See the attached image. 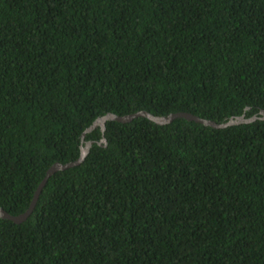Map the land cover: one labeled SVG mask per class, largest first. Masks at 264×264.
<instances>
[{"label":"trees","instance_id":"16d2710c","mask_svg":"<svg viewBox=\"0 0 264 264\" xmlns=\"http://www.w3.org/2000/svg\"><path fill=\"white\" fill-rule=\"evenodd\" d=\"M264 109V0H0V207H28L108 112ZM104 137L106 142H100ZM0 264H264V120H107Z\"/></svg>","mask_w":264,"mask_h":264},{"label":"water","instance_id":"95a60500","mask_svg":"<svg viewBox=\"0 0 264 264\" xmlns=\"http://www.w3.org/2000/svg\"><path fill=\"white\" fill-rule=\"evenodd\" d=\"M138 116L147 117L150 120H152L158 124H166V123L171 122L176 117H182V118H185L187 120H193V121L202 123L204 125H209V126L214 127V128H224V127L239 124V123L253 122V121L258 120V119L264 120V109H260L257 113L252 114L249 117H246L245 113L238 115V116L230 117L225 122H215L213 120H209V119H206V118H203V117H200L198 115L192 114L190 112H185V111L172 112V113H169L167 115H154V114H152L148 111H145V110H140L137 112L124 114V115H118V114L108 112L102 116L97 117L82 132V134L80 136V138H81L80 153H79V156L75 160L68 161L66 163L55 162L46 170L44 177L39 182L36 190L34 191V194H33V197L31 199L30 203L24 212L19 213L17 215H14V214H10L4 208L0 207V218L9 219V220H12L13 222H16V223H20V222L26 220L27 217L33 211L35 204H36V201L38 199V196H39L43 186L45 185V183L49 179V177L58 170H63V169L72 167L74 165H78L84 160L85 156L87 155V153L89 151L90 146L93 143L92 140H84V136L87 132L91 131L96 126H100L101 131H104L105 130V122L107 120H115V121H119V122H128V121H131L132 119H134ZM100 142L105 143L106 142L105 138L102 137L100 139Z\"/></svg>","mask_w":264,"mask_h":264}]
</instances>
